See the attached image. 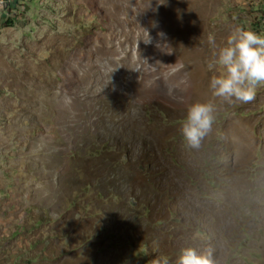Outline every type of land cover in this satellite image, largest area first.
<instances>
[{
    "label": "rangeland",
    "instance_id": "rangeland-1",
    "mask_svg": "<svg viewBox=\"0 0 264 264\" xmlns=\"http://www.w3.org/2000/svg\"><path fill=\"white\" fill-rule=\"evenodd\" d=\"M21 2L0 19V264H264V86L208 87L264 0ZM197 101L215 121L191 148Z\"/></svg>",
    "mask_w": 264,
    "mask_h": 264
},
{
    "label": "clouds",
    "instance_id": "clouds-1",
    "mask_svg": "<svg viewBox=\"0 0 264 264\" xmlns=\"http://www.w3.org/2000/svg\"><path fill=\"white\" fill-rule=\"evenodd\" d=\"M159 34L163 36V33ZM213 63L221 66L223 71L210 77L208 87L211 95L229 104L252 102L258 86H264V34L237 29L219 47ZM215 112L216 105L211 101H197L187 107L179 128L187 146L199 148L201 140L212 129ZM156 264H169V259L161 257ZM176 264H215V261L211 249L198 252L191 246H185L179 249Z\"/></svg>",
    "mask_w": 264,
    "mask_h": 264
},
{
    "label": "built area",
    "instance_id": "built-area-1",
    "mask_svg": "<svg viewBox=\"0 0 264 264\" xmlns=\"http://www.w3.org/2000/svg\"><path fill=\"white\" fill-rule=\"evenodd\" d=\"M21 3L20 0H0V19H8L7 17H9L10 13L20 10L19 6H21L22 9L25 8L26 4ZM19 17L21 18V20H19L18 23L22 21V15H20ZM12 19V23L17 20L16 16H12Z\"/></svg>",
    "mask_w": 264,
    "mask_h": 264
},
{
    "label": "trees",
    "instance_id": "trees-1",
    "mask_svg": "<svg viewBox=\"0 0 264 264\" xmlns=\"http://www.w3.org/2000/svg\"><path fill=\"white\" fill-rule=\"evenodd\" d=\"M10 21V22H9ZM6 22H9V23H12V21L8 18V19H6Z\"/></svg>",
    "mask_w": 264,
    "mask_h": 264
}]
</instances>
